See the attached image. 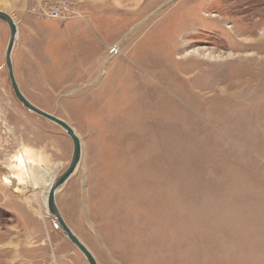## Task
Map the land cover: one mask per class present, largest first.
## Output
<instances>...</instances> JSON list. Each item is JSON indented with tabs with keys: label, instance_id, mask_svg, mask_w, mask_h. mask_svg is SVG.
Listing matches in <instances>:
<instances>
[{
	"label": "rangeland",
	"instance_id": "obj_1",
	"mask_svg": "<svg viewBox=\"0 0 264 264\" xmlns=\"http://www.w3.org/2000/svg\"><path fill=\"white\" fill-rule=\"evenodd\" d=\"M0 11L19 28L20 89L82 139L56 198L98 264H264V0H0ZM9 38L0 21V264H88L43 187L15 179L22 151L60 165L58 178L73 142L15 96Z\"/></svg>",
	"mask_w": 264,
	"mask_h": 264
},
{
	"label": "water",
	"instance_id": "obj_2",
	"mask_svg": "<svg viewBox=\"0 0 264 264\" xmlns=\"http://www.w3.org/2000/svg\"><path fill=\"white\" fill-rule=\"evenodd\" d=\"M0 21L6 23L10 29V38L6 51V65L8 68L10 83L15 96L25 106V108L28 111L34 112L39 116L60 126L66 132V134L72 139L73 142V154H72L71 163L67 168V170L55 180L54 184L50 188L51 190L48 196L49 211L52 214V216L55 218L59 229H61L64 232L65 236L71 241V243L74 244L79 249V251L86 257L88 264H98V261L94 257L92 251L81 241V239L74 233V231L70 228V226L65 222L57 206V198H56L57 190L60 189V187L64 186L70 180V178L75 174V172L77 171L78 167L82 162L84 155L82 140L76 134L74 128L68 122L37 107L24 95L16 80L13 58H12L16 40L19 35V28L18 25L15 23L13 17L6 12L0 11Z\"/></svg>",
	"mask_w": 264,
	"mask_h": 264
},
{
	"label": "bare ground",
	"instance_id": "obj_3",
	"mask_svg": "<svg viewBox=\"0 0 264 264\" xmlns=\"http://www.w3.org/2000/svg\"><path fill=\"white\" fill-rule=\"evenodd\" d=\"M15 23H16V21H15ZM75 132L80 137V135L77 133L76 130H75ZM82 145H83V142H82ZM18 160H19V168L24 169V178L22 179L21 176H18V178H15V179L19 181V184L24 183L26 185H30L35 190L38 189L39 186L43 187V192H42L43 203H44V207H46V209H47L46 210L47 214H49L50 211H48L49 210L48 196H49V192L51 190L50 188L52 187V185L54 184L55 180L57 179V175H58V172H59L60 165L56 166L52 172H49L47 169H44L41 166H37V165L34 164L35 161L33 160V158H31L29 151L28 152L27 151H22L20 156L18 157ZM31 165L33 167H35V172H36V176H37L35 180L33 179V177H31L30 171L28 170L29 166H31ZM62 187H60V189ZM60 189L57 190L56 195H57L58 191H60ZM57 206H58V203H57ZM58 209H59V206H58ZM59 211H60V209H59ZM60 213H61V211H60ZM61 215H62V213H61ZM124 256H125V254H124ZM85 259H86V257H85Z\"/></svg>",
	"mask_w": 264,
	"mask_h": 264
},
{
	"label": "crops",
	"instance_id": "obj_4",
	"mask_svg": "<svg viewBox=\"0 0 264 264\" xmlns=\"http://www.w3.org/2000/svg\"><path fill=\"white\" fill-rule=\"evenodd\" d=\"M59 206V205H58Z\"/></svg>",
	"mask_w": 264,
	"mask_h": 264
}]
</instances>
